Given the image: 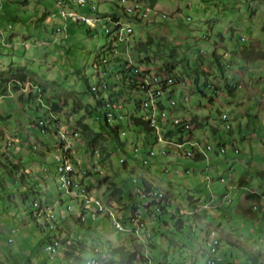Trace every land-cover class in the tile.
Listing matches in <instances>:
<instances>
[{
  "label": "rangeland",
  "instance_id": "rangeland-1",
  "mask_svg": "<svg viewBox=\"0 0 264 264\" xmlns=\"http://www.w3.org/2000/svg\"><path fill=\"white\" fill-rule=\"evenodd\" d=\"M94 1L98 4L99 12L104 13L113 12L119 0ZM144 1L149 3L148 0ZM58 9L56 0H0V73L6 77L18 69L25 70L33 84L38 87L35 92H42V96L49 102L58 103L59 110L54 113L56 122L79 129L82 133L77 120L86 116L84 119L93 128L107 131L109 126L105 121V108L97 105L95 97L86 91L89 85L99 82L98 76H103L102 63H99L100 74L94 63L98 55L110 45L104 32L106 21L99 19L95 30L86 25L90 26L89 23H77L76 19L71 18L67 21V31L60 33L66 36L57 34L55 42H43L37 35L45 28H37V23L43 21L42 17L50 23L61 21L59 13L53 15ZM79 10L86 11V8L80 7ZM132 24L134 33L129 37L128 46L118 42L119 53L140 63L148 55L154 58V50L150 48L158 49L160 53L151 64L161 66V61L165 63L172 57L165 59V55L167 57L173 51L172 60L176 67L171 75L176 81L171 86L174 89L171 97L197 114V119L200 120L197 123L202 128L196 126L198 128L195 132L200 134L201 139L216 142L217 139L224 138L227 140L228 149L217 157H214L213 150H209L207 156L201 159L183 155L177 150L162 154L161 142H156L145 130L137 137L134 129L139 131L138 128L123 120V126H130L132 129L128 135L122 137L127 141L126 150L131 153L113 148L116 144L111 138L100 140L94 146L101 148V160H97L96 164L102 169L106 168V172L93 174L95 181L105 178L94 183L96 192L105 198L106 195L111 196L112 182H115L121 185L123 196L128 199L130 192H136L134 177L142 175L154 179V185L158 188L159 185L167 187L171 183L174 197L181 204L186 201V187L196 186L199 192H193L201 195L198 202L207 203V209L194 215V229L189 224L183 228L172 226V220L166 213L160 214V219L148 217L147 235L146 230L134 227L129 220L124 224L128 230L121 233L110 222L92 213L86 214V224H93L100 229L102 233L92 231L98 232L104 243L111 241L120 244L126 237L130 246L135 245L151 259L141 261L140 264H157L162 260L172 264H206L210 258L211 243L209 244L204 235L208 232L210 239L220 238L217 256H222L223 260L218 264H249L241 248L257 256L258 260L254 264H264V215L261 211L256 214L242 213L239 205L245 202L247 206L249 199L243 200L242 187L238 186L242 179H247L249 189L264 191V180L258 175L262 170L256 173L257 168H264V116L259 115L256 122L251 120L248 126L242 127L240 133L239 121L245 123L246 115H237L240 110H255L259 107L260 102L256 96L260 97L264 109V0H155L153 7H150L149 17L143 21H133ZM133 45H146L149 49L139 52L136 49L138 47L133 48ZM245 46L249 51L243 57L248 55L249 60L237 55ZM250 48L257 50L251 52ZM214 53L218 61L215 60ZM223 62H229V65H223ZM156 66H151L152 71L159 70ZM195 68L200 72L198 88H202L203 93L193 79ZM76 70L81 72V77ZM185 79L186 82L190 79L191 84L188 83L187 87L182 88L179 82ZM187 88L189 101L183 102L182 98L186 95L183 89ZM27 91L28 89H15L8 85L6 94H0V160L20 161L22 167L13 179L3 173V167H0V184L6 186L4 191L0 189V264H86L83 260L91 258L92 252L78 253L69 248V245H64L49 259L44 244L45 234L42 231L43 227L47 228L45 217H35L29 210L28 206L41 194L45 200L53 203L62 193L64 202L54 204L57 220L61 224V215L63 226L71 239L75 232L77 238L84 239L82 229L69 217L81 211L80 201L68 196L58 182L51 178L50 173L49 177L45 175L44 168L50 165L54 153L55 135L51 132L43 133L38 126L33 125L43 111L33 109L40 105L38 100L23 102L19 99L18 96ZM169 94L167 92V96ZM241 94H246L244 102L234 105L233 98ZM130 103L131 101H127L123 107L122 100L119 99L116 104L126 112V106ZM85 104L92 106L91 115H84ZM129 110L134 112V107L130 105ZM221 112L230 115V121L234 125L232 131H227ZM179 113L184 114L183 111ZM110 124L114 125V120ZM144 137L150 138L147 148L151 146L156 151L154 156H149L142 147L138 154L133 152L135 144H142ZM72 142L80 157V164L91 168L95 163L91 154L94 147L90 146L88 150L83 145V139H73ZM35 145L45 152L44 158L39 152L32 150L31 147ZM104 145L107 147L103 151ZM234 145L240 148V152H235ZM47 147L51 149V153ZM110 149L113 150V155L108 153L107 150ZM126 154V168L133 173H129L120 161ZM144 159L148 162L146 169L142 167ZM166 165L169 166V172L164 171ZM188 168H191L190 172L185 173ZM28 171L31 172L28 176L39 180L41 194L30 193L27 204H23L21 194L26 191V187L18 181H12L18 180L21 173ZM178 172L186 175L176 177ZM40 175H43V179ZM207 175L209 178L206 180ZM230 183L235 187L227 189ZM68 205H71L70 213L73 215H69ZM90 206L94 207L93 204ZM141 210L147 217L145 210ZM60 224L56 230L58 233ZM13 227L17 228L16 232H12ZM213 230L217 233H212ZM90 235L97 236L95 233ZM10 236L14 237V243L8 241ZM66 248L74 251L73 257L64 258Z\"/></svg>",
  "mask_w": 264,
  "mask_h": 264
},
{
  "label": "trees",
  "instance_id": "trees-1",
  "mask_svg": "<svg viewBox=\"0 0 264 264\" xmlns=\"http://www.w3.org/2000/svg\"><path fill=\"white\" fill-rule=\"evenodd\" d=\"M64 3L69 2L68 8H77V6H79L78 3H76L74 0H63ZM149 3L146 4V2L144 0H129L130 3H134L137 4V6L133 5L132 7L136 9H134L133 12H130V10L128 9V5H126L124 3V1L119 0L118 3H116V8L114 9V11H110V12H106L104 11V13H100L99 12V8H97L98 10H96L95 12L97 13L98 17H107V16H111L112 19L114 20H118L119 18H123V19H133L136 21H143V19H140V17H137L136 15H139L138 13H141L145 10H148L147 16H149L150 14V7H153L155 0H148ZM59 0H56V3L58 4ZM59 5V4H58ZM86 8V12H94V10H92L91 6L88 4H86V6H84ZM141 10H139V9ZM144 9V10H142ZM46 13V12H44ZM117 16V17H116ZM116 17V18H114ZM107 20L106 22H108V24H110V26H112L113 28L115 26H113V21L114 20ZM41 22L37 23V28H39V26L44 27L45 29H42L44 31H40V34L37 35V38H44L43 41L44 42H49L52 41L53 39H56L57 34L64 36V34H60L64 31H58L57 30V22L54 23H50L45 21V18L42 17ZM85 21L87 23L90 24L87 25L90 29H95L97 28V25L94 27H91L92 24L88 21V20H82L79 19L77 20V22H82ZM43 22V25H42ZM50 25V27H49ZM104 32L106 33L105 29ZM109 35H111V41H109L110 45L108 48L103 50L102 54H99L97 59L95 60V62L98 63H102L103 65V69L105 70V73L103 74V76H98L99 81L101 80H105L107 83H104L105 85L107 84V86L105 88H100L97 90H93L91 85L88 86L87 88V92L91 93L97 102V105L104 107L105 108V121L108 124V130L104 131L102 129L99 128H93V126L90 124V122H87L84 118L86 116H81L79 117V119L77 120V125L78 127H80L82 129V135L81 137L84 139V144L85 146L88 147H94L100 140L101 141H106L107 139L111 138L112 142H115L116 147L113 146V148H115L116 150L120 149L124 152L125 151V141H123L122 137H120L119 134V130L118 128L121 126L122 121L126 120L128 125L133 124L135 125L139 131H137V129L134 131L136 132V136L139 137L141 134L142 130H145L149 136L153 137V139L157 142L158 138L157 135L155 133V131L158 129L157 125L160 128V133L163 136H172L173 134L176 135L180 132H183L180 128L175 131V130H171L170 127L166 126L165 124H163L162 118L155 116L156 119V124L151 125L150 121L151 119H147L146 114H149L150 116H152V111L149 110H145V106H143L142 101L143 99L146 100V95H151V88H148V86L146 85V83L143 82V80L139 77H134L132 75V73L135 72L136 75L139 76L140 75H144V81L146 82V78L148 77V75H150V71L151 66H156L152 65L151 63H153L155 60L154 58H156V56L159 55V51L158 49H153L150 48L152 50H154L153 52V57L151 58V55H148L144 58H142L140 61V63H142L144 66H142L140 63H136L132 60H130L128 57L126 56H122L119 53V48H117V40H118V36L116 35H112L110 33H108ZM108 34H106L108 36ZM10 37V36H9ZM8 37V38H9ZM130 40V39H129ZM129 40L124 39L123 43L127 44L129 43ZM55 42V41H54ZM8 44V42H7ZM174 45V44H173ZM136 48L139 52L140 50H148L149 48L146 47V45H143L142 47H139L137 45H133V48ZM215 53H214V57H215ZM162 56V55H161ZM169 56L171 59H168ZM163 57V56H162ZM106 58V61H104L103 59ZM168 59L167 61H165V63L163 61H161V66H156V68H158L159 70L157 71H164L167 74H172L174 68L176 67V63L172 60V58H174V52L171 51L169 53V55L166 57L165 55V59ZM212 58V57H211ZM246 58H248V55L246 56ZM215 60L218 61V57H215ZM158 61V60H157ZM214 61V60H213ZM164 63V64H163ZM96 65V66H98ZM139 68H144V69H140V73H139ZM98 71V70H97ZM76 73L81 77V72L76 70ZM110 73V74H109ZM194 75H193V79L195 81V84L197 86V88L199 86V78H200V72L199 70H197L195 68V71H193ZM3 74H0V92L4 95L6 94V87L8 85L13 86L15 89L18 88H24L25 85L27 84V88L28 91L27 93L21 94L19 95V99L21 101H31V102H36L37 100L40 102V105L33 107V109L35 111H40L42 110L43 113L41 116H45L48 117L50 119H54L55 116H53L51 114V112L53 113H57L59 110V105L56 101L53 102H49V100L45 97V96H41V98L38 97V94H40V92H35V88H38L37 85L33 84V82L30 80L31 77L29 76V74L24 70V71H14L11 76H6L3 77ZM180 76V75H179ZM182 78V76H181ZM178 79V78H177ZM201 79V78H200ZM226 79V78H225ZM29 82L31 84H29ZM205 84H207L206 82H204ZM159 85L161 86V89L163 90V94L167 95V92H171L172 87L169 88V86L166 84V82L164 80H162L161 82H159ZM209 86H212V83L208 84ZM95 88H97V86L95 85ZM198 88V89H199ZM231 89V87H230ZM147 91V92H146ZM201 91H203L201 89ZM165 92V93H164ZM216 92V91H215ZM217 92H219V90L217 89ZM42 94V92H41ZM141 94V96H139ZM43 95V94H42ZM120 97H124L125 101H131L130 105H132L134 107V112H130L129 110V106L127 105L126 108V112L124 114V118L121 119L119 124L116 125H111L108 119V113L112 108V106L109 104L110 103H114L115 101H117ZM43 98V99H42ZM212 99V98H211ZM80 107H81V103L79 102ZM159 105H162L163 102L162 100L158 101ZM83 110L85 111L84 115L87 114H92L93 109L92 106L85 104ZM114 110V109H113ZM142 110V111H141ZM138 111H141L140 113ZM222 113V112H221ZM40 116V117H41ZM153 117V116H152ZM194 120L197 121V116L194 117ZM41 126H44L43 124ZM96 129V130H95ZM132 129L130 127V131L131 132ZM129 132L126 134L128 135ZM191 133H184L181 135L180 139L182 138L184 141L187 142L188 146H190L189 143V137H191ZM149 137H144L143 138V146L142 148L145 150L144 152L148 154H150L149 148H147V143L150 144L149 142ZM87 143V144H86ZM15 144V142L13 143ZM107 146L104 145L103 146V151L105 150ZM96 148V147H94ZM94 148L91 150L93 151ZM162 148H166V145L161 146ZM141 147L136 151H133L135 154H138L140 151ZM190 149L193 150V146L190 147ZM101 150V148L99 149ZM36 152H39V154L41 156L45 155V152L42 150H34ZM109 154L113 155L114 152L113 150H107ZM131 153V151H130ZM151 156V155H150ZM194 158L199 159L203 156V154L200 153H194L193 154ZM127 157L128 155L126 154L125 157H121L120 161L123 163L124 167H128L127 166ZM18 162H15L13 160H8L7 161H3L0 160V167H3V173H5L6 175H9L12 177V179L15 177V173L22 170V167ZM142 167L144 169H146L147 164H146V159L143 160L142 162ZM126 170L129 173H133L132 170H128V168H126ZM168 172H169V168H168ZM263 171L259 172V174H262ZM30 172H23L21 173L20 177L18 180H13V183H16L17 181L21 184H23V186L26 187V191L23 192L22 196V200H23V204H27V200L29 197V194H37V192L40 191V187L38 185V181L33 179V176H28ZM26 175V176H25ZM135 178V177H134ZM264 178V177H263ZM136 187V192L132 193L130 192V196L128 199H125L123 196V191H122V187L120 184H116L115 182L113 183V187H111V191H112V195L116 196L117 200L116 202V206L119 207L120 210H122V213L124 214L123 216L127 219H129L132 216H137L139 213H142L141 209H144L146 211V209L151 205V204H161V210L159 212H157L158 214L155 215L160 217V214L167 212L166 210L170 208V212L171 211H183L182 208L180 206H178L176 204V200L175 199H171L170 196H159L157 193H154V190L156 189V186L154 185V181L151 180L150 178H147L145 176H138L137 178H135L134 180ZM115 186L116 189L114 188ZM6 186L0 184V189H2L3 191L5 190ZM142 190V191H141ZM255 195V193H249L247 195V197L249 198H253ZM257 196H260L259 194H257ZM162 197L164 199H162ZM185 204L188 207H197V201L193 200L191 198L186 199ZM29 210L32 209L31 205L28 206ZM250 210V209H249ZM147 214L150 215L149 212L146 211ZM244 213H247L246 210L244 211ZM176 216H174L173 218H175ZM180 217V216H178ZM179 220L177 221V226L181 227L180 224L182 222L181 218H178ZM78 244L75 245L73 244L71 246V248L74 249L75 252L78 253H82V251L84 250L85 247V242L82 241H78ZM103 245H107V247H109L110 249V254L111 256L109 257V260L105 263V264H140L141 261H147L150 258H147V255L142 252L139 248H137L135 245L132 247L130 246L129 243L124 242V243H114V242H105L102 241ZM218 250H219V244H218ZM241 250L245 253L249 264H254V262H256L258 260L257 256L245 249V248H241ZM74 251H69L67 250L64 254H65V258L69 257H73L74 255ZM96 252H94L95 255ZM77 258L79 256H76ZM222 257V256H221ZM223 260V258H222ZM145 261V262H146ZM84 263L87 262V260H83ZM222 262V261H221ZM219 262V263H221ZM87 264V263H86ZM158 264H163V262H158ZM164 264H172L170 262H166ZM194 264V263H192Z\"/></svg>",
  "mask_w": 264,
  "mask_h": 264
},
{
  "label": "clouds",
  "instance_id": "clouds-1",
  "mask_svg": "<svg viewBox=\"0 0 264 264\" xmlns=\"http://www.w3.org/2000/svg\"><path fill=\"white\" fill-rule=\"evenodd\" d=\"M92 1L95 3L94 0H92ZM58 4H59V2H58ZM80 7H84V6H77L76 9L79 10ZM97 8H99L98 4H97ZM82 12H84L86 14H90V15L97 14L96 12H86V11H82ZM136 16L140 17V19H143V20L145 18L141 14L136 15ZM120 19L124 20L125 22L129 21V23H131L130 24L131 26H132V22L136 21V20H133V19H126V18L125 19L120 18ZM58 23L59 22H57V24ZM77 23H83V22H77ZM86 25H88V24H86ZM67 27L63 31H67ZM132 28H133V26H132ZM133 33H134V29H133V31L131 33L125 35L124 39L129 40L130 35L131 34L133 35ZM64 36H66V34H64ZM107 37H108V41H111V35L108 34ZM124 39H122V40H124ZM242 39H244V37H242ZM122 40L118 39L117 42H121ZM42 41H43V39H42ZM54 41H55V39H53V42ZM1 49H0V55H1L0 60L2 59ZM243 49H244V47L241 48L240 50H243ZM103 60L106 61V58H104ZM94 64H95V66L98 65L97 62H95ZM223 65H229V62L228 63L223 62ZM96 67H97V70H98L97 71L98 74H100V71H101L100 70V66L98 65ZM102 72L104 74L105 70L103 69ZM132 75L134 77H138V75H136L135 72L132 73ZM175 81H176V79L174 78V81L171 84L168 85L169 88L171 86H173ZM188 81L189 82H186V79H185V80H181L179 83H180L181 87L183 88V86L187 87L188 83L191 84V80L189 79ZM104 83H107V82L105 80H101L98 83H93L91 85V87L93 89L94 85L97 86V88L93 89V90H97V89H100V88H105L107 86V84H106V86H103ZM26 87H27V84L25 85V87L23 89L26 90ZM201 89H199V91L203 93V91H201ZM183 91L186 93V95H185L184 98H182V100H183V102H188L189 101V96H188L189 89L188 88H187V90L183 89ZM173 92H174V89L172 88L171 92H170V94L168 96L162 93V95L160 97V100H162V102H163L162 105H159L160 108L161 109H166L167 112H168V117L166 118L165 122H163V124H165L166 126L170 127L171 130H175V131H177L180 128L183 132H180V133H178L176 135L173 134L172 136L166 137V136H163L160 133V130L159 131L156 130L155 133H156L157 138H158L157 142H161L162 146L166 145V148H162L161 149V153L162 154H167L170 151L177 150L180 153H182L183 155H186V156H189V157H194L193 156L194 153L203 154V156L201 158L206 157L207 156V151H209V150H213V152L216 153V155L226 153L227 149H228L227 142L223 141V140L220 141L221 138L217 139L216 142H209V141H206L204 139H201L200 134H197L195 132V129L198 128L196 126L199 125L197 122L200 121L198 119H197V121L194 120V117L197 116V114L193 113L191 110H190L191 113L185 112L184 111L185 110V106H187V105H185L184 103L179 104V102H178V100L176 98H172L171 95H172ZM0 94H2V93L0 92ZM41 96H42V94L40 92V94H38V97L41 98ZM139 96H141V94ZM119 99L122 100V106L124 107V103H126L124 97H120ZM172 100H175V102H176L174 106H171V104H170ZM117 101H115L114 103H110L109 102V104L112 106V108L114 110L111 109L109 111L108 119H109V122H111V120H114V122H115L114 125L119 124L121 119L124 118V114H125L124 109H119V107H121V106L116 104ZM142 104H143V101H142ZM126 110H127V108H126ZM145 110H148V108L145 107ZM180 111H183L184 114L180 115V113H179ZM224 113H226L228 115V119L227 120H225L223 118V114ZM51 114L53 116H55L53 112H51ZM147 115L148 114H146V116ZM40 116L37 119L34 120L35 123L33 125L38 126V128L43 133L51 132V133H54V135H55L54 153H53L50 165L48 167L44 168L45 175H47V177H49L48 174L50 173L51 174V178L54 181L58 182V184L60 185V188L63 189L64 192L68 196L75 197V198H77L80 201V203H81V211L77 215H73L72 213H70L71 212L70 211L71 210V205H68L67 209L69 211V215H73V216H69V217H71V218H73L75 220L77 227L80 228V230L82 229L83 236H84V239L81 240V238H77L75 236V233H76L75 232L73 234V239H71L69 237V235H68L66 227L63 226L62 216L60 215L61 224L57 220V216H56V214L54 212V204H62L64 202V198H63L62 193H60V198L56 202L52 203V202H49L48 199L45 200V197L41 194V191H39V192H37V194H34V195H38V194H41V195H40L39 198H35L33 200L32 204H30L31 207H32V209L30 211H31V215H33L35 217H39V216H44L45 217V225H46L47 228H45V227L42 228V231L45 234V237H44L45 250L48 251L49 259H51L54 256L53 254L55 252H57V251H60V249H62L64 247V245H66V246L69 245L68 247L71 248V246L73 244L77 245L78 241H82V242H85V247H84L83 251H91L92 252L91 258L87 259L86 263L87 264H105L109 260V257L111 256L110 249H109V247H107V245H103L102 244L103 240L101 239V237L98 236V232L92 231V230H97V231L101 232L100 229L95 228L93 224H89V225L86 224V218H87L86 214L87 213H92L93 215L97 216L100 219H105L106 221H108V222H110L112 224L113 228L119 230L121 233H122V231H127L128 229L126 228V226H125L126 229L125 228L124 229H118L113 224L112 218L109 217V213L107 211H100L101 209L99 208V205L96 202L97 199H100L101 201L104 202V206L105 207L107 205H108V207L110 206V208L112 207L111 209L114 210V212L116 213V216L120 218V213H122V210H120L119 207L116 206V202H115L116 198L113 195H111V196L109 195V197L106 195V198L103 195H99L96 192V186L94 185V183L96 184L97 182H101V180L105 179L104 177L100 178V180H98V181H95V179H94V176L96 174L100 173L101 171L106 172V168L105 167H104V169H102V168H100L98 166V164H96L97 160H101V150H99V148L97 147V148H94V150L91 152L93 158H95V163H93V166L91 168H86V166H82L80 164V161H79L80 157L77 154V150L74 148L73 142H72L73 139H83L81 137L82 133L80 132V130L76 129V128H73L71 126L68 127V126H66V125H64L62 123L60 124V123L56 122L54 119H50L49 116L46 117V118H45V116H41V117ZM175 118H180V122L179 123H175L174 122ZM147 119H150V118L147 117ZM149 121L151 123V120H149ZM222 121H223L227 131L228 132L232 131L234 125L230 121V115L227 112H222ZM41 122L44 125V129H45L44 131L42 130V126H41L42 123ZM184 122H188L189 123V127H185ZM228 123H229V126H228ZM54 124H55V126H53ZM199 127H201V126L199 125ZM118 130H119L120 137H123V136H126V134L130 131V126L124 127L123 124H121V126L118 128ZM187 132L191 133V135H192L191 137H189V143H191V142H198L199 143L200 142L202 144V146L204 147V150H196L192 154H188L187 153L186 149H190V147H192V145L190 144V146H188L186 141H184L182 138L180 139L181 135L184 134V133H187ZM62 133L66 134V138H62V136H61ZM213 133L217 134V131L213 130ZM123 141H125V140H123ZM83 142H84V139H83ZM149 142H150V139H149ZM179 142H184L185 143L184 146L183 147H179L177 145V143H179ZM125 144H126L125 145V149H126L127 141H125ZM143 144H144V142L142 144L136 143L133 151H135V153H136V151L140 147H142ZM208 144L211 145V148H208L206 146ZM147 145H149V143H147ZM31 148H32V150H39L37 148V145H35V147H31ZM47 148H48L49 153H51V149H49V147H47ZM233 148H234L235 152H240V148L239 147H236L234 145ZM125 151L130 153L129 150H125ZM149 151H150V154L148 152L149 156L150 155L154 156L156 154V151L151 146L149 147ZM41 157L44 158V156H41ZM201 158H199V159H201ZM146 164H148L147 160H146ZM67 165H70L71 168L67 169ZM61 167L63 168L64 171H62L60 169ZM168 168H169V166L166 165L165 168H164V171L168 172ZM190 170H191V168H188L185 173H189ZM67 173H69L71 175H74V177H75L74 184H71L68 188H66V187H64L62 185V175L67 174ZM93 174H95V175L93 176ZM181 174H184V172H178L176 174V177L180 176ZM184 175H186V174H184ZM42 176L43 175H40L39 177L42 178ZM208 178H209V175L206 176V180ZM150 179L154 181V179H152V178H150ZM222 179L224 180V177H222ZM133 180H135V178ZM243 181L246 182V180H241L240 183L238 184L239 187H243L244 185H246ZM43 183H46V181H44ZM38 184H39V182H38ZM155 184H156V182H155ZM159 187L160 188L156 187L154 192H158V193L161 192L163 194L162 196L166 195V196H170L172 200L175 199L176 200V204L178 206H180L182 208V210H183V211H171L170 212V208H169V209L166 210L167 212H164V213L168 214L170 219L172 220V224L171 225L175 226V227H178L177 226V221L179 220L178 218H181L182 222L178 223L181 226L179 228H183L187 224H189L191 226V228L194 229L193 225L196 223V221L193 222L192 218H194V215L196 213L201 212L203 209H207V206H208L207 203L198 202V200L201 197L199 195H197L196 193L191 192L192 194L197 195V198L194 199V200L197 201V207H193V206L192 207L191 206L188 207L185 204V202L183 204H181L176 199V197H174V193L173 192L170 193L168 190H166L164 187H161L160 185H159ZM234 187L235 186L232 183H230L227 186L228 189H232ZM249 193H255L254 197L253 198L247 197V195ZM257 194H259L260 196H257ZM110 198H111V200H110ZM162 199H164V198L162 197ZM186 199H188V195L187 194H186ZM244 199H249V202L247 203V207L251 210L249 212H254L256 214L257 211H261V213L264 215V213H263V209H264V191H260L259 189H254V188L253 189H249L247 191V193L243 195V200ZM21 200H22V196H21ZM90 204H93L94 207H91ZM160 205L161 204H151L146 209L147 212H149V213L151 212L150 215L147 214V217H145L143 215V213H139L138 214V215H140L141 221L144 223L143 226L137 225V224H135V222L132 221V218L135 217V216H132L129 219H127V218H125L123 216V220H121V221L124 224L128 223V220L131 221L132 222L131 224H134V227L137 226L141 230H143V229L146 230V235H147V231H148V217H155V215L158 214L157 212H159L161 210V206ZM158 206H159V209H158ZM61 213H63V215L66 214L64 212H61ZM51 214H53L54 216H52ZM122 215H124V214L122 213ZM174 216H176V217L173 218ZM178 216H180V217H178ZM69 217H68V219H69ZM155 218L156 219H160V217H158V216H156ZM165 222L168 223V221H165ZM58 224H60L59 233L56 231L57 228H58ZM37 225L40 226V224H38V222H37ZM45 229H47V232L45 231ZM11 230H12V232H16L17 228L13 227ZM211 232L212 233H217L215 230H213ZM91 233H95V234H97V236L96 237H92L90 235ZM208 233H210V232H208ZM208 233H206L204 236L208 240H210V237L207 236ZM148 234H150V233L148 232ZM125 239H124L125 240L124 242L130 243L129 241H127L126 237H125ZM218 239H219V244H220V238L218 237ZM8 241L11 242V243H14L15 239H14L13 236H10L8 238ZM49 245H53L56 249L55 250L49 249L48 248ZM71 249H73V248H71ZM67 250L68 249L66 248L65 252ZM94 252H96L95 255H94ZM64 256H65V254H64ZM149 260H151V259H149ZM161 262H163V264L166 263V261H163V260Z\"/></svg>",
  "mask_w": 264,
  "mask_h": 264
},
{
  "label": "built area",
  "instance_id": "built-area-1",
  "mask_svg": "<svg viewBox=\"0 0 264 264\" xmlns=\"http://www.w3.org/2000/svg\"><path fill=\"white\" fill-rule=\"evenodd\" d=\"M76 3L79 4V6H85V0H74ZM124 1V3L126 5H128V9L130 10L131 8H133L132 6L135 5L137 6V4H134V3H130L129 0H122ZM68 5H69V2H66L64 3L63 0H59V9L58 11L55 13H59L62 17V20L61 21H58L59 23L57 24V30L58 31H63L66 29L67 27V21L71 18L73 19H76V18H87L88 19V15L89 14H86L76 8H68ZM92 10H94V12L97 10V4L94 3L92 1V6H91ZM148 13V10H146V15ZM110 19V16H107V17H103V19H100V20H105L106 21ZM100 20H97V22H99ZM119 21V19H118ZM54 23V22H52ZM107 24V22L105 23V25ZM119 28H120V31L122 30V26L119 25ZM122 38V37H121ZM139 73H140V69H144V68H139ZM152 71V70H151ZM139 78H141L143 80L144 83H146L144 81V75H140L138 76ZM161 81L164 80L166 82L167 85L171 84L173 81H174V77L171 75V74H167V73H163L161 75ZM146 85L148 86V88H153V84H147ZM147 92V91H146ZM163 90L162 89H154V95H146V100H143V105L145 107L148 108L149 111H152V116H150L149 114L146 116L148 118H152L151 119V124L154 125L156 124V119H155V116H158V117H161L162 118V121L165 122L166 118L168 117V113H165L164 112V109H161L159 104H158V101L160 100V97H161V94H162ZM172 105L174 106L175 105V100H172L171 101ZM223 118L225 120L228 119V115L226 113L223 114ZM180 122V118H175V123H179ZM184 125L185 127H189V123L188 122H184ZM228 126H229V123H228ZM158 129L160 130L161 128V125L160 127L157 125ZM184 142H179L177 143V145L179 147H183L184 146ZM192 146H193V150L192 149H186L187 153L188 154H192L194 151L196 150H204V147L202 146V144L199 142H191L190 143ZM208 148H211V145H206ZM74 180H75V177L74 175H71V181L72 183L74 184ZM155 194L157 193L159 196H162L163 194L161 192H154ZM102 208H110V206L108 207V205L106 207H101ZM112 208V207H111ZM158 209H159V206H158ZM263 213H264V209H263ZM112 216H113V219L116 220V227L118 229H122V221L123 220V215L122 213H120V218L116 216V213H112ZM132 221L135 222V224L137 225H140V226H143V222L141 220H139V218H135L133 217L132 218ZM217 248H218V238H215V248H212L211 251H209V254H210V258L209 260L207 261L206 264H218L219 262L222 261V257L221 256H217Z\"/></svg>",
  "mask_w": 264,
  "mask_h": 264
},
{
  "label": "bare ground",
  "instance_id": "bare-ground-1",
  "mask_svg": "<svg viewBox=\"0 0 264 264\" xmlns=\"http://www.w3.org/2000/svg\"><path fill=\"white\" fill-rule=\"evenodd\" d=\"M86 4H87V6H88V4L90 5V6H92V2H90L89 0H85V6H86ZM134 9L135 8H131L130 9V12H133L134 11ZM139 9V8H138ZM140 10V9H139ZM142 10H144V9H142ZM135 11H136V9H135ZM141 11V10H140ZM56 12H54L53 13V15L54 16H56V14H55ZM138 14H141L143 17H145V16H147L146 15V10L145 11H143V12H141V13H138ZM117 17V16H116ZM116 17H114V18H116ZM138 17V16H137ZM149 17V16H148ZM79 19H82V20H88L92 25H96L97 24V20H99V19H103V17H98L97 16V14H95V15H88V19L87 18H76V20H79ZM112 19V17L110 16V20ZM109 20V21H110ZM112 20H114V19H112ZM77 22V21H76ZM113 23H114V28L113 29H111L110 27H109V25L108 24H106L104 27H105V31H106V33L108 34V33H110V34H112V35H116V36H118V39H120V40H122V39H124L125 38V35H127V34H129V33H131L132 31H133V29L134 28H132V26H133V24H132V26L130 25L131 23H129V21H127V22H125L124 20H122V19H120L119 18V21L116 19V20H114L113 21ZM133 23V22H132ZM119 25H121L123 28H122V30L120 31V28H119ZM122 37V38H121ZM123 41V40H122ZM107 50V49H106ZM0 57H1V55H0ZM164 73V71H150V75H148V77L145 79L146 80V83L147 84H153V88H151V95H154V89H161V86L159 85V82H161V75ZM103 86H106L105 84H103ZM93 89H96L95 88V85L93 86ZM163 93V92H162ZM162 95V94H161ZM171 104V106H173L172 105V103H170ZM164 112L165 113H168L167 112V110L166 109H164ZM174 122H175V119H174ZM42 123V122H41ZM43 124V123H42ZM42 130L44 131L45 129H44V126H42ZM157 131H159V129H157ZM62 138H66V134L65 133H62ZM71 168V166L70 165H67V169H70ZM62 171H64L63 170V168L61 167L60 168ZM71 184H73L72 183V181H71V174H69V173H67V174H64V175H62V185L64 186V187H66V188H68ZM142 191V190H141ZM88 200V199H87ZM96 202L98 203V205H99V208L101 209V207H105L104 206V202L103 201H101L100 199H97L96 200ZM100 211H107L108 213H109V217L110 218H112V222H113V224L116 226V220L115 219H113V216H112V213H115L114 212V210L113 209H111V208H102ZM52 216H54L53 214H51ZM135 218H139V220H141L140 219V215H138V216H135ZM125 228V225H124V223H122V229H124ZM211 243V244H210ZM209 244H210V250L209 251H211L212 250V248H215V239H210L209 240ZM218 244H219V239H218ZM48 248L49 249H51V250H55L56 248L53 246V245H49L48 246ZM218 249V248H217Z\"/></svg>",
  "mask_w": 264,
  "mask_h": 264
},
{
  "label": "crops",
  "instance_id": "crops-1",
  "mask_svg": "<svg viewBox=\"0 0 264 264\" xmlns=\"http://www.w3.org/2000/svg\"><path fill=\"white\" fill-rule=\"evenodd\" d=\"M42 25H43V22H42ZM26 26V25H25ZM27 31V30H26ZM25 33V32H24ZM23 33V34H24ZM39 39H41L42 40V38H39ZM38 39V40H39ZM31 41V40H30ZM30 43V42H29ZM46 45V44H45ZM48 48H51V46H48ZM246 49H248V50H246ZM250 50H251V52H254V51H256L257 49H254V48H250ZM246 51H249V48L247 47V46H245L244 47V49L243 50H240V51H238V54L237 55H239L240 57H243V56H245V54H247L246 53ZM243 58H245V57H243ZM249 58V57H248ZM248 58H245V59H247V60H249ZM232 64H234V62L232 61ZM234 68V67H233ZM234 69H236V68H234ZM250 90V89H249ZM251 91V90H250ZM250 94H252V92H249ZM255 93H257V92H255ZM254 93V94H255ZM244 95H246V94H244ZM244 95H238V96H236L235 95V97L233 98L234 99V102H235V104L234 105H239V104H241V103H243L244 102V98H245V96ZM240 97H243V98H240ZM256 99H257V101L258 102H260V104H259V107H256V109L255 110H246V109H243V110H240V111H238V113H237V115L238 116H245V120H246V122L245 123H243V121L242 120H240L239 121V127H238V131L241 133L242 132V127L244 128V127H246V126H248V124H249V122L251 121V120H254L255 122L256 121H258V117H259V115H263L264 116V109H262V102H261V99H260V97L259 96H256ZM185 112H188V113H191L190 112V109H189V107L188 106H185V110H184ZM226 141L227 142V140L226 139H224V138H221L220 139V141ZM214 157H217V155H216V153H214ZM258 170H262L263 172H262V174H258ZM256 173L261 177V178H263L264 177V168H257L256 169ZM242 180H246V182L245 181H243L246 185H244L243 187H242V195H244V194H246L247 193V191L249 190V188H248V186H247V179H242ZM263 180H264V178H263ZM261 184H262V182H261ZM161 187H164V186H161ZM172 187H173V185L171 184V183H169L168 185H167V187H164L166 190H168L170 193H172L173 191H172ZM192 188V189H191ZM186 189H187V195L191 198V199H196L197 198V195H195V194H192L191 192H193V190L196 192L197 191V188H196V186H188V187H186ZM185 189V190H186ZM228 189V188H227ZM245 189H247V191L245 192ZM197 192H199V191H197ZM174 193V192H173ZM200 197H201V195H199ZM240 207H242V213L243 214H245L244 213V211L246 210V212L247 213H249V211H251V210H249V208L247 207V206H245V203H240V205H239ZM205 209H203L201 212H203ZM253 213V212H252ZM255 214V213H254ZM193 219V218H192Z\"/></svg>",
  "mask_w": 264,
  "mask_h": 264
}]
</instances>
